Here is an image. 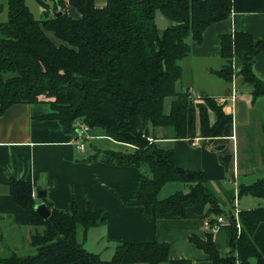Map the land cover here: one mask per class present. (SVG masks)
<instances>
[{"label": "trees", "instance_id": "obj_1", "mask_svg": "<svg viewBox=\"0 0 264 264\" xmlns=\"http://www.w3.org/2000/svg\"><path fill=\"white\" fill-rule=\"evenodd\" d=\"M37 2L43 8L41 19L26 0H8V20L0 22V115L18 104L49 103L53 112L44 119L58 121L66 133L78 135L81 123L102 128L106 137L129 151H100L87 161L139 169L140 187L126 205L180 219L192 208L212 227L217 217L226 216L231 222L229 254L223 257L218 251L213 229L205 238L191 236V244L210 264H264V240L254 239L264 223V208L241 210L238 232L233 210H223L212 180L202 171L179 168L175 151L163 148L157 136L162 131L171 140L192 144L198 137L222 138L234 123L216 98L201 94L204 106L196 110L192 91L178 90L184 77L182 61L191 55L190 42L202 44L206 29L231 19L233 0H105L102 7L97 0ZM70 7L79 12L78 19L70 16ZM59 10L63 14L57 16ZM3 11L0 3V15ZM159 12L170 22L164 31L156 26ZM220 46L224 65L212 74L229 84L239 78L252 89L253 103L264 98V81L254 72L264 42L237 31L220 35ZM150 137L157 142L149 143ZM232 158L226 155L219 161L228 169ZM180 182L186 192L160 199L167 184ZM8 189L32 217L36 231L31 245L36 252L0 256V264H195L171 260L170 245L158 241L117 245L106 261L79 240L80 230L85 240L105 221L102 211H81L76 202L62 211L44 200L52 212L45 220L35 210L31 183L12 177ZM238 192V198L264 199V178L239 185Z\"/></svg>", "mask_w": 264, "mask_h": 264}, {"label": "crops", "instance_id": "obj_2", "mask_svg": "<svg viewBox=\"0 0 264 264\" xmlns=\"http://www.w3.org/2000/svg\"><path fill=\"white\" fill-rule=\"evenodd\" d=\"M233 2L232 18L206 29L202 44L191 41V55L182 62L183 76L189 78L187 89L197 96L204 93L216 98L218 105H223L225 112L232 115L234 123L225 128L222 138L205 140L198 137L192 144L186 139L171 140L162 131L157 133L160 145L175 151V164L179 168L204 172L217 184L219 191L215 189V192L223 194H229L228 191L239 193V185H252L255 179L264 177V98L253 103L252 89L239 78L232 84L218 79L212 71L223 66L214 68L209 63V60H217L219 66L222 65V34L246 31L252 33L255 40L264 42V0ZM69 14L75 19L80 17L74 7H70ZM254 72L264 81V53L257 56ZM207 76L212 78L209 85L205 84ZM192 103L196 110L204 106L201 99ZM52 112L49 103L18 104L0 115V256L36 252L31 245V236L36 231L32 217L9 193V182L15 177L33 185L37 204L44 202L37 195L45 191L47 202L58 210H68L76 202L81 211L89 208L102 211L105 221L100 226L90 230L85 240L83 231L79 233V240L91 253L102 255V251L94 252L92 246V239L98 235L104 246L113 244V247L158 241L170 245L171 260L210 264L208 256L190 242L191 236L205 238L210 231L201 215L191 208L184 219L170 214L162 217L159 210L148 214L143 207L126 205L125 201L133 198L140 187L139 169L87 161L100 151L112 150V145L118 143L106 138L102 140L108 141L96 143V147L92 144L91 153L86 147L80 151L78 135L66 133L58 121L44 119ZM210 119L215 121L213 113H210ZM84 136L90 141L105 137L98 128H91ZM118 145L126 147L122 143ZM226 155L233 157L228 169L219 161ZM227 176L231 183L226 185ZM234 183L237 189L233 191ZM173 184L184 188L181 182L169 183L166 187ZM166 187L160 192V199L168 197L161 198ZM213 231L218 251L225 257L230 252L231 224L226 222ZM254 235V239L264 240V223L258 226ZM112 256L113 252L109 260Z\"/></svg>", "mask_w": 264, "mask_h": 264}, {"label": "rangeland", "instance_id": "obj_3", "mask_svg": "<svg viewBox=\"0 0 264 264\" xmlns=\"http://www.w3.org/2000/svg\"><path fill=\"white\" fill-rule=\"evenodd\" d=\"M0 3L3 5V9H4L2 14L0 15V22H6L8 20V13H9V11H8L9 10V8H8V0H0ZM26 4H27L28 8L31 9V11L33 12L34 16L37 19H41L43 8H41V6L38 4L37 0H27ZM96 4H97V6L102 7L105 4V0H97ZM54 40L57 41L56 39H54ZM221 61H223V60H221ZM209 63L211 65H213L214 68H221V66H223V64H224V61L222 62V65H220V66H219V61H217V60H209ZM203 64L206 65L207 63L203 62ZM215 70H217V69H215ZM205 80H206V83L204 81H202V82L205 83L206 85L207 84L209 85V84H211L212 78L207 76L205 78ZM188 81H189V78L187 76H184V78L178 84V90H186ZM263 111H264V108H263ZM78 129L81 130V127L78 128ZM98 129H101L103 131L104 135H105V132H104V130L102 128H98ZM83 137H84V139L79 138L80 139L79 143H84L85 144V147H86V150L88 151V153L89 152L91 153L92 150H93L92 144H93V147H96V143H99V142L104 143V142H106L108 140L113 142V140L109 139L106 136L104 138H99V140H97V141L96 140L95 141L94 140L90 141V140H87L85 136H83ZM106 138L108 140H106V141L102 140V139H106ZM112 148H113L112 150L118 151V152L126 151V150L129 151V149L127 147H125L123 145L119 146L118 144L112 145ZM85 153H86V151H85ZM229 178L230 177L227 176L226 185L231 183V182H229L231 180ZM261 178H264V177H258L255 180L257 181L258 179H261ZM241 181L242 180H240V183H241ZM236 183H237V181H236ZM177 187H179V189ZM212 187L214 189H216V191H219V189L216 188L218 186H217V184L215 182H212ZM180 189H181V187L178 184H173V185L167 186L166 189L162 192L163 195L161 196V198L166 197V196L170 197L174 192H176V191H178ZM231 189L233 191L235 189H237V187L235 188V183L231 186ZM187 190H188L187 186L184 184V188H182L181 191L186 192ZM228 193L229 194H227V193L223 194L221 192L217 193V196L219 197V200H220V205H221V207L223 208L224 211L230 212V210H234V213H235L238 210V213L240 215V211L241 210H251V209H254V208H258V207H264V199H260V198H257V197H251V196H249V197L246 196V197H243L241 199H238L239 193H233L232 196L233 195L235 196V194H236V196H235V198H233L234 200H231L232 202H230V198L232 196L231 197L229 196V195H231V192L228 191ZM233 207H236L238 209H236V208L234 209ZM224 217H225V221H228V224H231V222L228 220V218H226V216H224ZM239 223H240V221H239V218H238V220L236 221V227L238 226ZM80 233H81V231H80ZM92 240H93L92 246L95 248L94 252L95 251H102V255H101L102 258L104 260H106V261H110L109 257H110V255L113 252V248H114L113 246L114 245L113 244H107V246H104L105 244L98 240V235H95ZM93 247H91V248H93ZM18 253H19L18 255H20V256H22V255H30V254H33V251L31 253H27V252H23V251L22 252H18Z\"/></svg>", "mask_w": 264, "mask_h": 264}, {"label": "water", "instance_id": "obj_4", "mask_svg": "<svg viewBox=\"0 0 264 264\" xmlns=\"http://www.w3.org/2000/svg\"><path fill=\"white\" fill-rule=\"evenodd\" d=\"M63 12L61 10H59V12L56 14L57 16H60L62 15ZM156 26L158 28V30H166L169 26H170V22L168 19H166V17L162 14V13H157L156 17ZM38 199L40 200H46V192L45 191H42V192H39L38 195H37ZM35 210L37 212H39V214L45 219V220H48L51 215H52V212L49 211V208L47 206L46 203L42 202L40 204H36L35 206Z\"/></svg>", "mask_w": 264, "mask_h": 264}, {"label": "built area", "instance_id": "obj_5", "mask_svg": "<svg viewBox=\"0 0 264 264\" xmlns=\"http://www.w3.org/2000/svg\"><path fill=\"white\" fill-rule=\"evenodd\" d=\"M191 95H192V98H191L192 102H193V101H197V100L200 99V96H197L196 93H194L193 91H192ZM233 100H234V97H233ZM89 130H90V128H89L86 124H82V123H81V130H80V132H79V134H78V137L84 139V137H83L84 134L87 133ZM148 140H149V143L157 142V141H156L154 138H152V137H150ZM77 148H78V150H80V151H84V149H85V144H84V143H77ZM235 208H236V207H235ZM236 209H238V208H236ZM233 216H234L235 220L237 221L238 218H239L238 210H237L235 213L233 212ZM226 220H227V219H226ZM216 222H217L216 225L213 226V227L210 225L209 222H207V229H208V230L216 229L217 226L223 225V224H225V223L228 222V221H225V217H224V216H220V217L217 218V221H216ZM237 228H238V232H240V230H241V224H240V223L238 224Z\"/></svg>", "mask_w": 264, "mask_h": 264}]
</instances>
